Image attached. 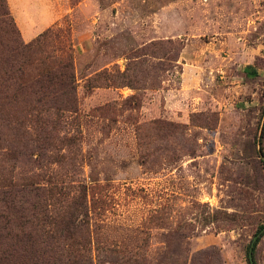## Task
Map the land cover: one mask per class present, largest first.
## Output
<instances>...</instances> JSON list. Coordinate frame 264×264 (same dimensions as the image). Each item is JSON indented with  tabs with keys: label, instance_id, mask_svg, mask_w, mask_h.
Here are the masks:
<instances>
[{
	"label": "rangeland",
	"instance_id": "1",
	"mask_svg": "<svg viewBox=\"0 0 264 264\" xmlns=\"http://www.w3.org/2000/svg\"><path fill=\"white\" fill-rule=\"evenodd\" d=\"M5 5L23 43L47 34V54L71 57L79 110L42 160L35 110H4L0 180L42 174L70 200L83 192L98 234L147 242L148 264H250L264 226V0ZM13 8L51 20L27 41ZM254 261L264 264V236Z\"/></svg>",
	"mask_w": 264,
	"mask_h": 264
},
{
	"label": "trees",
	"instance_id": "2",
	"mask_svg": "<svg viewBox=\"0 0 264 264\" xmlns=\"http://www.w3.org/2000/svg\"><path fill=\"white\" fill-rule=\"evenodd\" d=\"M5 26L11 28L9 37ZM18 35L5 0H0V121L4 110H35L28 112L35 127L32 147L42 160L54 146L51 140L65 113L79 110L74 64L69 56L44 51L47 34L28 44ZM42 177L0 180V264H148L141 254L147 242L129 249L108 244L93 228L97 212L85 194L70 200L60 185L39 183ZM263 236L253 245L254 257Z\"/></svg>",
	"mask_w": 264,
	"mask_h": 264
},
{
	"label": "crops",
	"instance_id": "3",
	"mask_svg": "<svg viewBox=\"0 0 264 264\" xmlns=\"http://www.w3.org/2000/svg\"><path fill=\"white\" fill-rule=\"evenodd\" d=\"M16 5H18L17 2H16ZM17 8H18V6H17ZM13 11L15 13V16H16V19H17V23H18L20 29L23 32V36H24V38L27 41H29L31 38H35L36 36H38L42 32V30H43L42 27H44L45 25H47V23H49V21L51 20V16L48 13L44 12L45 15L43 14L44 16H42L41 18H38L37 21L34 23L32 21H27V18H24L23 17V14H25L27 12L26 11V8H21V11H20V19L17 16V13L15 12L14 8H13ZM24 21H25V23H24ZM26 23L29 24V25H31V26H33L34 29L37 26H40V27H37V28H39L38 31L36 33L32 34L31 28L28 27V26H26L27 25ZM27 33L30 35V36H28V38L26 37L27 36Z\"/></svg>",
	"mask_w": 264,
	"mask_h": 264
},
{
	"label": "water",
	"instance_id": "4",
	"mask_svg": "<svg viewBox=\"0 0 264 264\" xmlns=\"http://www.w3.org/2000/svg\"><path fill=\"white\" fill-rule=\"evenodd\" d=\"M262 233H264V230L261 232V234ZM261 234H259L257 237H255L254 238V242H253V244H252V247H251V250H250V255H249V258H250V264H255V261H254V256H253V245H254V243H255V241L257 240V238L259 237V236H261Z\"/></svg>",
	"mask_w": 264,
	"mask_h": 264
}]
</instances>
